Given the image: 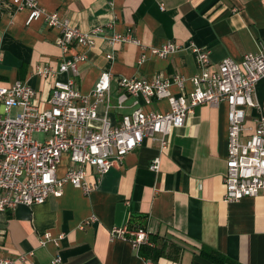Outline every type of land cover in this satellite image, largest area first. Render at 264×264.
I'll list each match as a JSON object with an SVG mask.
<instances>
[{"label":"crops","instance_id":"1","mask_svg":"<svg viewBox=\"0 0 264 264\" xmlns=\"http://www.w3.org/2000/svg\"><path fill=\"white\" fill-rule=\"evenodd\" d=\"M37 1L83 32L102 29L93 45L72 49L86 56L76 87L88 98L105 72L142 80L157 73L190 78L201 68L194 47L209 51L205 69L211 72L226 58L241 61L245 54L264 49V0ZM27 17L28 11L19 10L12 0H0V85L30 84L37 92L35 103L44 108L54 79L36 71L58 69L60 33L43 19L27 25ZM114 37L120 39L112 42ZM168 42L180 49L166 58L150 54L149 49ZM58 78L67 80L69 74ZM193 89L190 82L171 88L176 95ZM118 93L114 79L110 101L98 106L113 124L134 106L130 99L118 110ZM256 99L264 110V82L257 85ZM139 102L154 112L168 109L164 100L147 105L140 97ZM227 113L225 104L198 106L186 125L173 131L166 153L146 140L90 194L66 185L62 197L51 195L41 205L0 211V229L6 233L0 264L8 258L19 259L18 264H53L56 257L61 259L57 264H147L130 241L113 237L112 230L124 225L145 227L157 246L164 247L165 255L152 260L154 264H264V196L224 200ZM255 114L247 111L249 123ZM156 158L157 172L150 168ZM69 167L64 156L59 176ZM86 178L95 181L92 168Z\"/></svg>","mask_w":264,"mask_h":264},{"label":"built area","instance_id":"2","mask_svg":"<svg viewBox=\"0 0 264 264\" xmlns=\"http://www.w3.org/2000/svg\"><path fill=\"white\" fill-rule=\"evenodd\" d=\"M12 2L19 10L28 11L27 25L43 19L49 27L59 31L57 45L62 57L56 70L37 67V75L54 79L44 108L35 103L37 92L30 84L15 81L8 86L0 85L1 212L20 205L44 204L51 195L62 197L66 185L82 189L86 194L92 193L104 175L121 164L129 153L142 147L146 140L156 142L159 152L166 153L173 131L184 127L200 105L219 107L225 104L228 109L225 202L264 196V110L256 99L257 85L264 82V49L245 54L241 61L226 58L217 71L211 72L205 69L209 51L194 47L201 68L190 78H169L157 73L150 80H142L115 78L105 72L88 98L76 87L79 65L86 61V56L75 54L72 49L77 45L90 47L102 29L83 32L63 20L58 12L45 11L37 0ZM119 39L114 37L112 42ZM179 49L176 43L168 42L149 52L166 58ZM60 74H69V78L61 80ZM114 79L119 91L117 109L123 110L130 99L134 101L132 110L124 113L118 124H113L98 111L100 104L110 101ZM187 82L194 85L188 95L172 92L173 85L182 88ZM140 97L147 105L152 100L167 101L168 109L147 110L140 106ZM249 109L256 111L251 123L247 120ZM35 135L44 138L40 141ZM64 156L69 157L70 167L60 177L58 171ZM88 168L94 171V182L86 178ZM150 168L157 172L160 159H154ZM5 235L0 229V246ZM112 235L130 241L138 250L143 245L154 246L151 233L145 229L124 225L115 227ZM44 237L48 239L50 234ZM145 259L147 264H154L151 259ZM18 261L8 258L2 263L18 264ZM60 261V257H56L53 264Z\"/></svg>","mask_w":264,"mask_h":264},{"label":"trees","instance_id":"3","mask_svg":"<svg viewBox=\"0 0 264 264\" xmlns=\"http://www.w3.org/2000/svg\"><path fill=\"white\" fill-rule=\"evenodd\" d=\"M138 229L147 230L145 227H138ZM150 238H151V241L154 243V246L143 245L141 246L139 253L141 256L147 259L156 261L160 257L165 255V249L163 246L162 247L157 246V240L154 237H152V235L150 236Z\"/></svg>","mask_w":264,"mask_h":264},{"label":"rangeland","instance_id":"4","mask_svg":"<svg viewBox=\"0 0 264 264\" xmlns=\"http://www.w3.org/2000/svg\"><path fill=\"white\" fill-rule=\"evenodd\" d=\"M44 136L42 135H35V139L42 141Z\"/></svg>","mask_w":264,"mask_h":264}]
</instances>
